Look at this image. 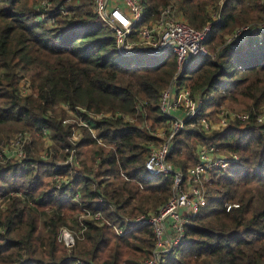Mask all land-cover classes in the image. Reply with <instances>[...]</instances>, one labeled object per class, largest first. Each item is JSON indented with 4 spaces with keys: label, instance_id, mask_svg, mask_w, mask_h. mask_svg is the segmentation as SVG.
<instances>
[{
    "label": "trees",
    "instance_id": "trees-1",
    "mask_svg": "<svg viewBox=\"0 0 264 264\" xmlns=\"http://www.w3.org/2000/svg\"><path fill=\"white\" fill-rule=\"evenodd\" d=\"M41 1L0 0V146L19 131L33 134L23 161L0 162V264H142L156 249L154 226L131 229L128 220L158 210L173 193L174 174H150L145 162L151 145L163 141L151 132L168 126L161 98L177 60L171 53L122 55L93 0ZM143 2L145 20L159 13V4ZM179 8L191 25H212L209 53L191 57L178 77L200 106L174 135L168 161L186 174L200 142L216 145L229 165L210 169L207 204L189 216L160 264H264V123L252 115L207 132L193 124L223 104L262 108L264 3L180 0ZM241 25L250 29L227 41ZM77 107L112 115L92 118L95 133L82 126L73 143L78 124L65 120ZM40 135L49 137L46 156L35 155ZM93 144L90 163L67 159V147L80 159ZM229 202L239 205L227 210ZM84 208L102 217L82 218ZM63 227L77 234L71 248L61 240Z\"/></svg>",
    "mask_w": 264,
    "mask_h": 264
},
{
    "label": "built area",
    "instance_id": "built-area-1",
    "mask_svg": "<svg viewBox=\"0 0 264 264\" xmlns=\"http://www.w3.org/2000/svg\"><path fill=\"white\" fill-rule=\"evenodd\" d=\"M44 1L47 0L41 1L42 6H45L42 3ZM93 6L94 11L114 31L116 46L122 55L145 54L159 56L164 53H171L177 60L175 77L171 84L163 90L161 98L162 110L169 117L167 121V127L170 128L169 134L159 144L151 145L145 162V168L150 174L160 175L170 172L174 174L173 193L158 210L140 214L133 220L127 219L131 224V229L143 224H152L154 226L157 237L156 249L154 255L145 259L142 264H160L163 255L173 251L179 243L180 238L184 234V225L188 222L189 216L198 213L207 204L205 182L209 179L210 169L217 165H229L226 154L218 153L216 145L207 144H200L197 151L199 159L187 168L186 174L168 162L174 135L185 128L188 119L195 118L200 106L199 97H193L188 86L178 82V77L184 71L186 63L191 57L209 53L205 39L211 30L212 23L208 22L202 28H197L191 25L188 20L178 16L171 5L161 8L155 19L145 20L146 8L143 0H93ZM261 25L264 27V21ZM249 29V25L237 27L232 36H228L227 41L236 39ZM177 99H182L181 103L184 104L182 117L175 116L172 113V110L179 105ZM65 108L69 110V107ZM82 112H86L89 118L83 117L81 115ZM218 112L220 111L218 110ZM71 113L75 114V117L80 118L77 122L78 128L71 135L73 143H76L82 137V126H87L93 132L95 131L91 125L92 118L112 115L111 112L88 111L84 107H77L75 113ZM115 114L120 115L121 113L115 112ZM211 114L212 112L208 116L199 118L193 124H199L207 132L216 128H224L232 119L247 120L252 115H254L258 123H264V107L254 113L248 110L222 109L219 113L218 124H213L210 118ZM124 116L128 120H134L132 116ZM163 127L159 126L151 133L159 135L160 129ZM43 132L46 134V131ZM31 140L30 133L19 131L8 143L0 146V162L13 156L23 161L26 157L24 145ZM67 150L70 151L67 159L77 164L79 158L76 156V149L67 147ZM46 155V152L41 154V156ZM234 157L238 158L237 155H234ZM98 169L99 167L95 166V170ZM61 183L62 180L59 181V185ZM1 202L2 199L0 197ZM238 205L239 203L237 202L226 203L227 210ZM1 206L4 207L5 203L1 204ZM80 216L82 218L95 219L102 217L100 211H92L87 208H84V212ZM116 230L120 235L127 232V229L123 227H116ZM61 240L68 248H71L76 244L77 234L68 227H63Z\"/></svg>",
    "mask_w": 264,
    "mask_h": 264
},
{
    "label": "rangeland",
    "instance_id": "rangeland-1",
    "mask_svg": "<svg viewBox=\"0 0 264 264\" xmlns=\"http://www.w3.org/2000/svg\"><path fill=\"white\" fill-rule=\"evenodd\" d=\"M146 1H148V0H146ZM169 2H174L175 0H168ZM261 2H263L264 3V0H260ZM150 2L151 3H154V4H159L160 6H161V8H163V7H165V6H167L168 4H169V2H167V0H150ZM43 4H45L46 6H48L49 5V3L47 2V1H44V2H42ZM165 4V5H164ZM160 8V7H159ZM66 12V11H65ZM177 13V12H176ZM42 17H44V15H42ZM150 19H152L153 20V16L150 18ZM234 31L235 30H232L231 31V33L233 34L234 33ZM232 34H228V36L230 37V36H232ZM134 55H137V54H134ZM163 55V54H162ZM159 56H161V55H159ZM188 86V85H187ZM188 88L190 89V87L188 86ZM63 105L65 106V107H68V105H65V103H63ZM262 107H264V104H263V106ZM222 109H236V110H244V108L243 107H239V106H232V105H228V104H223V105H221V106H219L218 108H216V107H212V114H211V116H210V118L212 119V122H213V124H218V121H219V113L221 112V110ZM218 110L220 111V112H218ZM58 111H60V108H58ZM218 112V113H217ZM69 115L67 116V119L66 120H68V122H75V123H77L79 120H80V118H77V117H75L74 116V114L73 113H68ZM164 127L162 128V129H160V134L159 135H157L158 137H161L163 140L167 137L166 135L167 134H169L168 132H169V129H168V127L166 126V125H163ZM216 129H218V128H216ZM78 131H80V130H78ZM165 131H167L166 133H165ZM165 133V134H164ZM31 137H32V139H33V134H31ZM48 142H49V137L48 136H46L45 138H44V136L42 137V135H40V136H38L37 138H36V156H40L41 154H42V152H43V150H44V146H46L47 144H48ZM161 142V141H160ZM159 142V143H160ZM197 142V140H195V143ZM101 143V144H100ZM100 143H98V145H103L106 149H108V148H110L111 147V145L110 144H107V143H104V142H102V141H100ZM159 143H153V145H156V144H159ZM200 142H197L196 144H195V147H196V152L198 151V148H199V146H200V144H199ZM203 144V143H202ZM98 145H95V144H93V145H89V146H86V147H84V148H82L83 149V151H82V154H81V158L78 160V161H81V160H84V162H88V163H90L91 161H92V157H93V155H94V149H96V147L98 146ZM169 162V161H168ZM192 164V163H191ZM46 179H52V177H48L47 176V178ZM72 223V222H71ZM73 224V223H72ZM74 229H76V227H73ZM67 230V229H66ZM71 233V232H70ZM72 235V234H71ZM67 238H69V237H67Z\"/></svg>",
    "mask_w": 264,
    "mask_h": 264
},
{
    "label": "crops",
    "instance_id": "crops-1",
    "mask_svg": "<svg viewBox=\"0 0 264 264\" xmlns=\"http://www.w3.org/2000/svg\"><path fill=\"white\" fill-rule=\"evenodd\" d=\"M173 1V0H172ZM179 1L180 0H175L174 2H169L168 5H171L173 7V10L175 11V13L178 15V16H181V18H184L186 19L183 11L179 8ZM158 14H156L153 19H155L157 17ZM187 20V19H186ZM176 100V99H174ZM178 100V106L175 107V109L172 110V113L173 115L175 116H181L183 115L184 113V104L181 103L182 102V99H177Z\"/></svg>",
    "mask_w": 264,
    "mask_h": 264
},
{
    "label": "bare ground",
    "instance_id": "bare-ground-1",
    "mask_svg": "<svg viewBox=\"0 0 264 264\" xmlns=\"http://www.w3.org/2000/svg\"><path fill=\"white\" fill-rule=\"evenodd\" d=\"M163 55H164V54H163ZM163 55H162V56H163Z\"/></svg>",
    "mask_w": 264,
    "mask_h": 264
}]
</instances>
